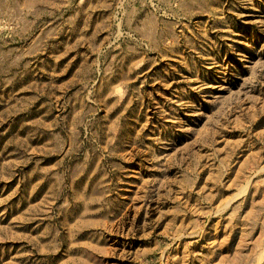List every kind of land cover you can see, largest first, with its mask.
I'll list each match as a JSON object with an SVG mask.
<instances>
[{
	"label": "rangeland",
	"instance_id": "obj_1",
	"mask_svg": "<svg viewBox=\"0 0 264 264\" xmlns=\"http://www.w3.org/2000/svg\"><path fill=\"white\" fill-rule=\"evenodd\" d=\"M0 264H264V0H0Z\"/></svg>",
	"mask_w": 264,
	"mask_h": 264
}]
</instances>
